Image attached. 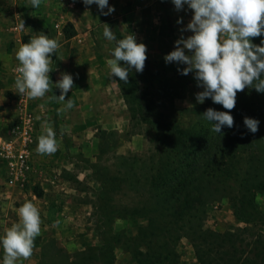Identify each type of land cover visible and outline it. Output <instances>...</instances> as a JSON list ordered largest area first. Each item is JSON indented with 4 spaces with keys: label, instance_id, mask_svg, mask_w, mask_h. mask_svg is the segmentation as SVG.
Returning <instances> with one entry per match:
<instances>
[{
    "label": "rangeland",
    "instance_id": "1",
    "mask_svg": "<svg viewBox=\"0 0 264 264\" xmlns=\"http://www.w3.org/2000/svg\"><path fill=\"white\" fill-rule=\"evenodd\" d=\"M8 4L6 28L20 42H29L32 33L34 36L43 33L49 38H61L65 36V27L76 33L72 17L80 20L86 18L90 26H86V29L83 27V30H89L91 36L98 37L100 44L97 47L104 56H111L116 46V41H108L103 36L104 24H107L117 40L134 34L137 43L147 46V60L143 75L136 78L137 86L132 87L133 83H129L127 88L137 91L136 96L132 97L135 99L134 104L142 101L139 112L132 116L134 118H131L132 113L117 78L113 77L117 88L110 93L112 107L109 111L115 121L102 134H99L95 124L83 125L79 109L73 110L70 123V109L58 114L61 107L58 108L57 101L51 99L52 95L57 96V88L45 96L49 108H37V122L42 117H48L50 126L56 132L59 148L52 155L37 153V133L40 130L37 124L36 143L31 155L35 169L29 175L28 185L22 190L6 186V175L0 160V237L5 235L6 229L19 222L18 208L25 201H31L41 214L42 235L35 239L31 258L21 260L18 264H135L131 252L133 245L125 239L134 236L138 228L144 225L145 219L121 208L126 202H132L134 195L123 186L131 175L130 169L135 167L140 179L142 171L145 173L149 169L154 172L181 168L183 154L189 153V149L184 148L182 143H176L183 135L198 131L208 139L218 137L217 133L211 131L212 123L204 119L202 114L208 108L220 111L216 109L219 104L208 99L203 103L197 102L196 93L203 89L197 86L194 75L188 74L186 85L178 86V83L181 84L178 74L173 75L170 71L183 69L186 65L166 63L164 60V56L174 50L175 41L182 35L187 38L193 34L180 31L191 21L193 12L187 5L183 10L176 11L171 0H156L157 11L151 16L150 7L144 6L142 10L134 11L130 1L127 6L128 16H131L127 18L126 30L122 32L114 22H105L107 15H101L96 4L85 5L83 0H42L41 6L36 9L27 6L28 0H14ZM56 6L68 11L64 19L59 17ZM94 10L99 20L95 16L89 17ZM138 16L141 17L140 22L134 18ZM40 17L45 23L41 22ZM181 18L182 23L178 24L177 20ZM19 20L24 21L25 29L20 32L11 31V25ZM57 22H60V30L63 32L60 35L55 28ZM149 22L150 28L153 23V28L159 25L160 34L156 40H147L143 34L136 35L139 27L143 28ZM260 37L252 38L251 42L259 45ZM185 52L191 54L188 50ZM162 69L167 71L164 73ZM49 75L52 79L53 71ZM172 85H177L176 93L173 91L175 94L169 95V86ZM237 99L233 109L234 127L228 128L227 133L221 130L218 137L228 135L225 138L230 139L223 140L228 146L223 150L209 152L214 159L205 162L207 170L214 171L215 177L211 183L213 187L208 190L212 192L204 207L203 224L217 231L244 226L247 224L235 217L234 206L239 208L242 216L249 215L256 208L263 214V218L256 219L258 222H252L249 227L259 235L264 234V93L257 92L255 88H245L237 94ZM245 117L259 121L257 132L252 133L245 127ZM46 128L42 129L43 134ZM129 159H135L136 163H128ZM141 159L144 160L142 163ZM116 186H121V189L118 190ZM246 188L249 190L247 193L244 192ZM245 195L250 196L251 204L240 203ZM110 198H113L110 203L117 205L115 208H112L114 204L109 205ZM112 235L119 237L112 239ZM113 241L115 245L107 244ZM175 250L178 255L177 264H199L187 238L182 236L177 239ZM85 257L91 259L84 261ZM0 264H3L2 246Z\"/></svg>",
    "mask_w": 264,
    "mask_h": 264
},
{
    "label": "clouds",
    "instance_id": "2",
    "mask_svg": "<svg viewBox=\"0 0 264 264\" xmlns=\"http://www.w3.org/2000/svg\"><path fill=\"white\" fill-rule=\"evenodd\" d=\"M176 11L187 5L192 10L191 21L181 32L193 34L175 41V48L164 56L166 63L184 64L177 71L181 75L194 73L197 86L203 91L196 93V100L203 103L210 98L213 103L221 105L227 111L208 108L203 118L212 123L211 131L221 134L223 127L233 128L234 117L230 114L235 108L237 94L245 88H255L264 93V40L260 45L253 44L252 38L264 35V0H171ZM85 5L96 4L101 15H110L115 8L109 6V0H83ZM42 0H28V7L39 8ZM107 8L105 12L104 9ZM182 23V18L177 20ZM103 36L108 41H116L111 57L107 60L111 77L128 83L132 69L142 73L147 60V46L137 43L134 34L117 40L114 31L104 24ZM24 27V23L21 24ZM60 43L43 33L23 43L15 53L19 62V75L15 79V88L21 96L29 99H42L60 89L59 96L51 99L63 103L60 112L72 109L71 99L65 100L73 88L71 74L62 73L61 78L53 84L50 73L53 71L52 55H57ZM188 50L189 54H186ZM123 62V65L121 64ZM245 127L252 133L258 131L259 121L245 117ZM36 151L41 155H52L58 151L56 132L51 126L38 138ZM259 199V194L257 195ZM19 222L6 229L0 237L3 249V264H18L33 255L35 239L42 235L43 223L37 206L25 201L18 208ZM59 221L56 222L58 224Z\"/></svg>",
    "mask_w": 264,
    "mask_h": 264
},
{
    "label": "trees",
    "instance_id": "3",
    "mask_svg": "<svg viewBox=\"0 0 264 264\" xmlns=\"http://www.w3.org/2000/svg\"><path fill=\"white\" fill-rule=\"evenodd\" d=\"M64 32L65 36L74 34V31H70L66 27ZM262 40H264V35L258 39L259 45ZM162 70L164 73L167 71ZM170 72L173 75L178 74L181 82V84L178 83V86L184 87L186 85L188 75H181L177 69ZM140 75H143V72L131 71L130 78L132 79L129 78L128 83H124L116 77L125 102L132 113L131 118H134L132 116L139 112L142 101L134 104L135 99L133 100L132 97L136 96L137 91L127 90V88L129 83H133L131 84L132 87L137 86L136 78ZM189 75H194V73H189ZM169 87V95H174L177 85ZM207 99L211 100L210 98ZM216 109L227 111L221 105L217 106ZM230 114L235 115L233 110ZM149 125L153 126L152 123ZM222 130L227 133L229 129L223 127ZM177 132L179 135H183L180 131ZM216 136L220 137L219 134ZM227 136H221L222 139L218 137L208 139L206 135L198 133V131L190 133L188 136L183 135L176 143H182L184 148L189 149V153L188 155L183 154L184 157L180 163L181 168L176 167L171 170L164 169L154 172L149 169L145 173L142 171L140 179L139 175H136V168L130 169L131 175L123 183V186L125 185L128 192L134 193V195L132 202H126L121 205V208L123 211L145 219L144 225L138 228L137 233L125 239L133 245L131 252L135 264H177L178 255L175 250V242L182 236L189 240L199 264H264V241L262 240L264 234L258 235L249 227L252 222H258L259 219L263 218V214L256 208L250 211L249 215L242 216L239 208L234 206L235 217L247 224L244 226L217 231L206 228L203 224L204 207L208 202V195H211L212 192H208V190L213 187L211 183L215 177L213 176L215 172L208 171L205 162L214 159L210 153L215 149L223 150L228 146L226 141H223L230 139L225 138ZM204 149L205 151H203ZM131 161L136 163L135 159H129L128 163ZM143 161L141 159V163ZM116 187L118 190L121 189V186ZM248 191L246 188L244 192L247 193ZM249 197L248 195L243 196L240 203L251 204ZM112 201L113 198L108 200L109 203ZM112 204L114 203L109 205ZM116 206L114 204L112 208ZM118 237V235L111 236L112 239ZM255 237L259 239H255ZM107 244L115 245L116 242H107ZM86 259L91 258L85 257L84 261Z\"/></svg>",
    "mask_w": 264,
    "mask_h": 264
},
{
    "label": "crops",
    "instance_id": "4",
    "mask_svg": "<svg viewBox=\"0 0 264 264\" xmlns=\"http://www.w3.org/2000/svg\"><path fill=\"white\" fill-rule=\"evenodd\" d=\"M10 1L14 0H0V138L8 136L7 124L15 113L13 104L14 75L12 68L19 63L15 58V53L23 44V42L18 41V39L16 40L6 28V19L9 14L7 9L9 8L8 3H10ZM130 1L132 2L130 5L134 6V11L142 10L144 6L150 7L149 10L151 16L154 15V11H157L155 9L156 0L147 2H144L143 0H109V6L114 7L115 11L106 16L107 20H105V22H114L117 24L118 28L124 32L126 30L127 18H130L131 16H128L129 7L127 6V3ZM55 8L61 20L68 15V11H64L63 8H59V6H56ZM106 11L107 8L105 9V12ZM82 14H86V12H83ZM90 16L93 18L95 16L96 19H98V13L95 12V10L93 11V15H89V17ZM134 18L136 19V22H140L141 17L138 16ZM57 19L56 21L61 22V20ZM72 19L73 20L71 21L73 22L76 33L74 31L75 34L72 36H63L61 38L59 36L55 37L60 43V48L57 55L53 54L51 57L54 63V65H52V68L54 69L51 81L55 84L61 78L62 73L72 75L74 86L65 96V100L71 99L74 103V107L70 109L69 123L72 121L71 116L74 113L73 110L75 109L78 111L79 109L83 116V125L86 127L87 125L95 124L99 134H102L103 131L108 129L111 123L115 121V117H113L109 111L112 107L110 93L117 88L116 81L111 77L110 68L107 65V60L112 57L104 56L98 49L97 44H100V42L96 35L91 36L89 30H83V27L90 26V23L87 21L88 19L81 18L80 20L74 17H72ZM40 20L45 23L42 17H40ZM94 24H97V22H94ZM148 25H150V22L143 28L140 26L136 35L143 34L147 40H156L160 32L159 25L156 26V28H153L154 23L151 28L150 26L148 27ZM57 33L60 35V33L62 34L63 32L58 30ZM34 35L35 34L32 33L29 39L34 37ZM57 91V96H59L61 94L60 89L57 88ZM40 101L41 99H35L36 110L37 108L43 109V107L49 108L47 97L42 100L43 102L40 103ZM45 102H47L46 105ZM57 104L58 108H64L63 103L57 102ZM90 109H92L91 113ZM88 118H93V120H89L88 122ZM37 124L38 127H40V130H38L37 133L39 136L43 134L42 129L50 126L48 117H42ZM59 151H61V149H59ZM38 259L35 260L38 261Z\"/></svg>",
    "mask_w": 264,
    "mask_h": 264
},
{
    "label": "built area",
    "instance_id": "5",
    "mask_svg": "<svg viewBox=\"0 0 264 264\" xmlns=\"http://www.w3.org/2000/svg\"><path fill=\"white\" fill-rule=\"evenodd\" d=\"M24 21H15L10 30L20 32ZM55 28L60 30L59 22ZM19 63L13 66V104L15 113L7 124L8 136L0 138V160L4 169L5 183L7 187L24 189L29 183V175L35 169L32 159L34 144L36 143V104L35 99L21 96L15 88V79L19 75ZM40 166V165H39ZM40 167H38L39 169Z\"/></svg>",
    "mask_w": 264,
    "mask_h": 264
}]
</instances>
